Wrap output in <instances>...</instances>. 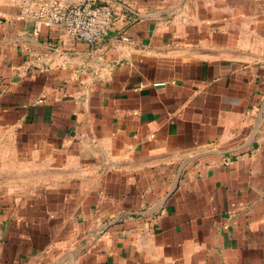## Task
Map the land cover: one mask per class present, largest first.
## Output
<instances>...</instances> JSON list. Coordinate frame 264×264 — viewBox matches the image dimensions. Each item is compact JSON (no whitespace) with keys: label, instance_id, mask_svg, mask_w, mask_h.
<instances>
[{"label":"crops","instance_id":"obj_1","mask_svg":"<svg viewBox=\"0 0 264 264\" xmlns=\"http://www.w3.org/2000/svg\"><path fill=\"white\" fill-rule=\"evenodd\" d=\"M79 1L0 0V264H264V0Z\"/></svg>","mask_w":264,"mask_h":264},{"label":"built area","instance_id":"obj_2","mask_svg":"<svg viewBox=\"0 0 264 264\" xmlns=\"http://www.w3.org/2000/svg\"><path fill=\"white\" fill-rule=\"evenodd\" d=\"M33 16L38 23L59 26L70 37L89 45L101 41L113 23L112 10L96 0L42 5Z\"/></svg>","mask_w":264,"mask_h":264},{"label":"rangeland","instance_id":"obj_3","mask_svg":"<svg viewBox=\"0 0 264 264\" xmlns=\"http://www.w3.org/2000/svg\"><path fill=\"white\" fill-rule=\"evenodd\" d=\"M200 12V11H199Z\"/></svg>","mask_w":264,"mask_h":264}]
</instances>
